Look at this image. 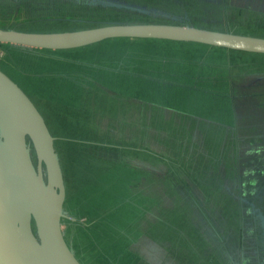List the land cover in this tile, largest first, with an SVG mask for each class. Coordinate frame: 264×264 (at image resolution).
<instances>
[{"label": "trees", "instance_id": "16d2710c", "mask_svg": "<svg viewBox=\"0 0 264 264\" xmlns=\"http://www.w3.org/2000/svg\"><path fill=\"white\" fill-rule=\"evenodd\" d=\"M55 1L57 2V0ZM73 1L79 5L82 14L87 13L88 8L82 4L93 5L94 3H99L104 7L110 6L114 9L134 12V14L143 15L145 12L154 11V13L159 12L168 15L167 19L163 21L140 20L139 17L141 15H137L139 17L136 19L117 20V23L163 22L204 27L205 23L196 25L192 20L195 18L214 19L225 25V27L221 29L216 28V30L240 34L243 32L235 30V26H239L237 23H251L256 27H264V0H241L239 2H236V0H153V3H156V1L178 3L184 8L182 13L178 14L165 13L159 10L160 7H152L151 3L145 5L137 0ZM83 18L85 17L81 19ZM88 18L83 21L90 22L91 20H88ZM91 22L106 24L110 21L95 19ZM210 28L212 27L210 26ZM258 36L264 37V34H259ZM184 43L191 44L189 42ZM8 46H14L15 48L17 45L0 43V49H6V54L4 51L0 55V67L4 70L6 68L5 64H9V56L12 53V49L7 50ZM122 48H125V46ZM88 50L92 51L93 49ZM38 51L48 52L52 50L18 46L19 73L22 72L21 69L36 70L33 60L26 62L25 66L22 65L20 55L22 53L24 55H32L31 53H33L34 55L43 56ZM226 51L228 53H243L230 49H226ZM60 52H63V50ZM69 55L76 58L80 56L87 57L89 54L84 53L78 56L72 51ZM261 56L263 57L264 54ZM226 59L229 60L230 57L228 56ZM88 62L90 61L78 63L81 71L87 70L86 66ZM73 63L77 62L70 64ZM226 64L227 66L224 64L222 66H224V70H229L220 78L223 80L224 88L228 91L230 90L229 101L232 102V105L225 110L232 113V129L236 127L240 132V135H235L232 138V141H238V147L228 149L229 145L225 144L229 138L228 135H226L224 145L221 146L210 139L212 132L208 127L214 121L208 115V112L200 111L193 106L182 107L183 104L172 106L161 104V106L156 107L155 103H151L143 111L145 115L146 112L150 113L145 119L143 112L134 110V105L138 109L140 101H131L130 113L134 119L131 116H128L126 120L122 116H115L113 125L109 127L105 125L106 129L92 130L85 134L93 137V139H73L88 143H92L89 140L102 143L103 146L97 148L95 155L98 158L95 161L99 166L102 163L101 161H105L106 159H117L115 163L117 166L111 172V175L116 180L115 183L118 180V184L122 185V192H115L113 195V201L109 205L112 208L100 214L97 213V208L108 205H105L104 202L98 203L95 196L98 198L99 194L103 192V188L100 187L104 186H99L97 189L98 194L94 193L92 196L97 202H91L94 206L98 204H101V206L94 209L87 206L86 208L88 209L83 210L79 207V198L81 195L86 196V187L83 184L80 185L76 200L68 194V187L67 196L64 201L65 208L68 204L69 208L77 211L73 207V202L77 201V203L75 202V206L88 216V224L81 225L77 222L80 214L76 212L74 216L77 218H73L71 215L72 219H69L71 222L66 221L67 228H64V237L79 261L85 263L79 258L83 257V250L85 254L90 253L91 257L99 259L103 264H136V262L141 261V264H192L189 257L195 256L196 250L193 244L196 243L194 235L198 229V234L205 233L215 243L216 239L220 240L221 245L226 243L225 252L222 254L215 247V253L212 257H227L230 263L233 264L229 258V252L238 254V256L241 255L245 232L247 233L249 230L248 233L250 235L248 237H254L259 241L264 239L262 234L263 229L260 225V217L264 218V177L260 181L258 175H255L260 161L262 164L260 170L264 171V101H252L254 95L248 92L251 86L264 85V73L258 66L253 64H249L251 66H247L248 68L244 64L239 65V67H234L233 70L230 61ZM254 66L258 70H255ZM243 67L245 68L243 69ZM205 73L203 70L200 72L198 67H194V72L191 73L190 79L195 81L201 77L203 82H207L215 76L211 72ZM22 74L24 73L22 72ZM35 82L37 85L47 84L44 81L35 80ZM168 83L173 84L170 81ZM217 108L221 110L222 105ZM72 119L76 121L75 117ZM79 119L80 117L77 118V121ZM144 119L145 121H149L151 125L149 139L151 146L150 155L155 157V164H152L149 168L151 176L147 181L150 183H164L163 186L166 194V205L164 208L172 204L171 208H182L187 227H182L177 223L159 227L158 222L152 223V221L148 222L149 226L147 228L143 226L146 225L144 222L147 220L144 219V215L147 214L148 218H150L151 208L155 207L160 202L159 199H162L164 196L161 187H156V189H161L162 193L147 192L145 195L144 189L141 191L138 188V185L143 181L139 179L133 182L130 181L131 177L137 175L140 169L144 170L142 166L128 164L129 158L126 155L128 148H137L138 144H143L141 134H143L142 131L144 130H141L140 126ZM130 124L132 128H130ZM174 126H177V128H174ZM183 126L186 127L184 130ZM215 128H220V125L217 123ZM244 129H247L246 133L243 132ZM52 136L54 135L52 134ZM250 142L252 145H257L258 149L247 150L246 146L251 145ZM94 150L91 152H94ZM122 150H125L123 152L125 156L120 154ZM232 159L233 162L231 161ZM59 162H61L60 157ZM63 163L65 162L63 161ZM183 172L184 174H182ZM224 176H229L231 179L226 180ZM248 186L250 187V192L244 194V189ZM151 187L154 189V185ZM143 195L147 197L144 207L146 209H143V205L140 203ZM245 198L247 199L243 200ZM90 200L86 196V199H83L81 202L88 203ZM247 200L250 202V215L242 208L247 206ZM134 208L141 210V212L131 214L129 210ZM235 209L238 210V213H242V224L239 227V234L237 236L230 231V218L225 222L228 223L227 225L223 222V224L217 227V223H222L225 219L224 214L232 213ZM99 215L103 216L99 220L93 221L92 218ZM172 218L176 222L178 214H173ZM226 228L225 235L224 230ZM181 229H184V232ZM226 236L229 240L227 242L225 241ZM213 245L215 244L213 243ZM217 245H219L218 242ZM255 247L258 249L255 254H261L264 257V243L261 241V244H256ZM102 257H117L119 263L116 260L111 262L100 259ZM260 264H264V262Z\"/></svg>", "mask_w": 264, "mask_h": 264}, {"label": "rangeland", "instance_id": "374dc122", "mask_svg": "<svg viewBox=\"0 0 264 264\" xmlns=\"http://www.w3.org/2000/svg\"><path fill=\"white\" fill-rule=\"evenodd\" d=\"M84 1L86 2V0H83V2ZM137 1L145 5L151 3L152 7H160L159 10L165 13L178 14L182 13L184 9L183 6L178 3L164 1H156V3H153V0ZM239 1L241 0H236V2ZM82 5L88 7L87 13L82 14L79 5L73 0H57V2L55 0H0V27L32 32H62L85 29L96 26V24H101V22H91L95 19L116 22L117 20H133L139 17L137 15H141L121 9H114L110 6L104 7L99 3ZM167 16V14L148 11L139 18L145 21H163L167 19ZM78 17L85 18L81 19ZM86 18L91 21H83ZM192 21L196 25L205 23L204 28H210L211 26L213 29H221L225 27V25L214 19L206 20L195 18ZM237 24L239 26L236 25L235 30L242 31V34L251 36L264 34V27H256L251 23ZM123 46H125V48H122ZM15 48L14 46L7 47V50L12 49L11 56H9L10 61L9 64H5V70L0 67L1 70L9 76L34 103L42 115L49 131L52 134L56 133L58 136L61 135L65 138L66 146L70 147L68 148V154L71 155L73 161H70L71 165H66L63 163V161H65L64 157H67L64 156L61 147L63 141L54 140L56 151L60 152V154L62 153L61 156L63 157V161L61 160L60 164L65 184V199L69 187L68 194L73 196L76 200L78 198L80 185L83 184L86 187L85 194L91 200L88 203H83L81 201L86 199V196L81 195L79 198V207L82 208V210L88 209L86 208L87 206H90L92 209L100 207L101 204L94 206L91 203L96 201V198L98 203L104 202L105 205H108L97 208L98 214L107 212L112 208V206L109 205H111L110 203L113 201L114 193L122 192V185L118 184V180L117 183H115L116 180L113 178V175H111V172L117 166L115 164L117 159H106L105 161H101L103 164L101 163L99 166L96 161L94 165H91L90 160L86 158H84L85 160H80L81 150L78 147L72 146L78 143L79 140H73L76 142H72V140L66 138L67 136L73 139H93V137L84 134L96 130L95 127L98 126H102L104 127L103 129H106L105 125L108 127L113 125L115 116H122V118L126 120L130 115L131 101H140L138 109H136L134 105V110L140 112L146 110L148 104L151 103H155L156 107L161 106V104H168L170 106L183 104L182 107L193 106L205 112L211 109L213 118L216 120L217 118H215V115L217 111L223 114V106L230 108L232 105V102L229 101L230 90L228 91L224 88L225 85L220 78L229 70H224L223 64L227 66L226 63L230 61V63H232V70L236 66L239 67V65L244 64L245 67L248 68L247 66H251L249 64H253L258 66L264 73V56H261L263 54L250 52L228 53L224 48L210 47L197 43L183 44V42L180 41L165 39L112 38L79 48L65 49L63 50L64 53L60 52L61 50L59 52H54L55 50L48 52L38 51V53L43 56L34 55L33 53H31L32 55H24V53H22L20 55L22 65L25 66L26 62L29 60L31 62L33 60L35 63L34 68L36 69H21L24 73L22 74V72H18V46ZM88 49L93 50L90 51ZM4 51L6 54V49H0V55L3 54ZM72 51L78 56L84 53L89 55L87 57L80 56L73 58L69 55ZM252 55L260 56L253 57ZM228 56L230 57L229 60L226 59ZM87 60L90 61L87 63V70L81 71V67H79L78 63H83ZM72 62L77 63L70 64ZM194 67H198L200 72H202V70L206 72L205 74L211 72L215 76L207 82H203L201 77H199L198 80L192 81L190 75L194 72ZM245 67H243V69ZM254 69L258 70L255 66ZM35 80L44 81L47 82V84L37 85ZM169 81L173 82V84L168 83ZM248 92L254 95L252 101H264V85L251 86ZM221 105L222 108L219 110L217 107ZM148 115H150V113L146 112V116ZM74 117L76 121L72 119ZM78 117H80L79 121H77ZM212 125L216 126L217 123L213 122ZM130 128H132L131 124ZM174 128H177V126H174ZM184 128L186 127L183 126V130ZM246 130L247 129H244L243 132L246 133ZM235 135H240L237 128L235 133L232 134V138ZM89 142L92 143L81 146L89 149L87 151L95 149L94 154L97 153V148L103 146L102 143L95 142L94 140H89ZM124 151L125 150H122L120 152L122 156H125L123 153ZM30 153L35 163L36 158L32 148ZM231 161L233 162V159ZM78 162L81 164L79 167L76 166ZM259 166H262V164ZM149 168L150 167L147 169L149 170ZM149 174L151 176V173ZM182 174H184V172ZM148 177V174H144L143 169H140L139 173L132 176L130 181L133 182L137 179L143 181L138 185V188H140L141 191L144 189L145 195L147 192L160 194L163 190L164 196L162 199H159L161 203L159 202L155 207L153 206L151 208V219L148 218L147 214L144 215V219L147 220L144 222L146 225L143 226L147 228L149 226L148 222L152 221V223L158 222L159 227L175 223L182 227H187L188 225L183 216L182 208H171L173 204L164 208L166 205L164 183H150L147 181V179H149ZM224 178L226 180L231 179L229 176H224ZM152 185H154V189L151 187ZM99 186H104L100 187L103 188V192L99 194L98 198L96 196L95 198L92 197L94 193L98 194L97 189ZM156 187H161L162 190L159 188L156 189ZM145 195L141 197L140 201L143 205V209H146L144 208L147 202V197ZM75 202L77 203V201L73 202V207H75L77 211L69 208L68 204L65 202L67 206L66 208L64 206V209L67 215H72L74 218V213L78 212L77 214H80L79 218L75 217L78 219L77 222L81 225L88 224V216L83 214L82 210H79L78 207L75 206ZM242 208H244L247 214H250L248 213L250 207L244 206ZM129 211L131 214L141 212V210L136 208L130 209ZM176 213L178 214V219L175 222L172 215ZM102 216L103 215H99L92 219L96 221ZM224 218L222 223H217V227L230 218V231L237 236L239 234V227L242 224V213H238V210L235 209L232 213H225ZM62 221L63 229L67 228V222H71L68 218ZM227 224L228 223H225V225ZM181 230L184 232V229ZM226 230L227 228L224 230L225 235ZM248 231L247 233L245 232L242 243L243 261L237 262V264H252L255 262V260L252 259L253 254L249 251L248 247V236L250 235ZM198 232L199 230L197 229L194 235V239L196 240V243L193 244L196 250L195 256L189 257L192 264H231L227 257H212L215 253V247L223 254L225 252L226 243L221 245L218 239H216L215 243L212 238L207 237L205 233L198 234ZM225 241H229L227 236L225 237ZM256 241L257 244H261V241ZM217 242L219 245H217ZM213 243L215 245H213ZM82 252L83 257L79 258L85 263L80 261L81 264H103L99 259L91 257L90 253L85 254L83 250ZM100 259L109 260L111 262L116 260V262L119 263L117 257H102ZM260 261L264 262V257H262ZM141 263L142 261L136 262V264Z\"/></svg>", "mask_w": 264, "mask_h": 264}, {"label": "water", "instance_id": "95a60500", "mask_svg": "<svg viewBox=\"0 0 264 264\" xmlns=\"http://www.w3.org/2000/svg\"><path fill=\"white\" fill-rule=\"evenodd\" d=\"M112 38L165 39L264 54V37L180 23L109 22L62 32L0 28V43L52 51ZM215 116L232 128L224 114ZM54 140L34 103L0 69V264H81L62 228V220L72 217L64 209L65 184ZM232 142L228 149L238 147L237 140ZM246 148L258 149L252 144ZM259 165L255 175L261 181L264 171ZM248 192L249 186L244 194ZM260 225L264 237L262 217Z\"/></svg>", "mask_w": 264, "mask_h": 264}, {"label": "crops", "instance_id": "0c3cea01", "mask_svg": "<svg viewBox=\"0 0 264 264\" xmlns=\"http://www.w3.org/2000/svg\"><path fill=\"white\" fill-rule=\"evenodd\" d=\"M226 108L227 107L223 106V110H224L223 114L231 120L232 113L229 112V111H226L225 110ZM143 115H144V118L146 119V115H145L144 112H143ZM208 115L213 119L214 122H216V123H218L220 125V128L216 129L215 126H213L212 122H211V125L208 127L211 130V132H212L210 134V139H212L213 141L217 142L218 145L221 146V145H224V141L226 140V135H228L229 138H228V140L226 141L225 144L231 143L232 134L234 133L233 129L232 128L227 129L224 126V124H222L221 122L216 121L213 118V113H212L211 109L208 110ZM130 116H131L132 119H134L133 116L131 115V113H130L129 117ZM145 119L142 120L143 122H141V126H140L141 130H144V131H142L143 134H141L142 135L141 139L143 140V144H138L137 148H133V149L128 148L126 150V155L129 158L128 164H130V165L133 164V165H138V166L144 167L143 173L144 174H148V176H149L148 178H150V174H149L150 172H149V170L147 168L150 167L152 164H155V161H154L155 157H152L150 155L151 146L149 144V139H150V135H151L150 134L151 125H150L149 121H145ZM95 128H96V130H99V129H102L104 127L98 126V127H95ZM69 133H71V132H69ZM53 135L56 136L55 139L63 141L61 147H62L64 156H67V157H64V159H65L64 162L67 165H71L70 161L71 160L73 161V158L71 157L70 154H68V148H70V147L66 146V144H65V142H66L65 140L66 139L63 138L61 135L58 136L56 133H54ZM66 138L72 140V142H76V141H73V138H69L68 136ZM85 144H89V143L88 142H82V141L79 140L78 143H75L72 146L78 147L81 150L80 151L81 152L80 160L86 158L87 160H90L91 165H94V162H95L96 158H98V157L94 154V152L87 151L89 149L81 146V145H85ZM87 146H89V145H87ZM58 154H59L60 159L63 161V157L61 156L62 153L60 154V152H58ZM76 166L79 167V166H81V164L78 162Z\"/></svg>", "mask_w": 264, "mask_h": 264}, {"label": "flooded vegetation", "instance_id": "af4514ba", "mask_svg": "<svg viewBox=\"0 0 264 264\" xmlns=\"http://www.w3.org/2000/svg\"><path fill=\"white\" fill-rule=\"evenodd\" d=\"M0 28H2V27H0ZM4 29H6V28H4ZM16 30H18V29H16ZM32 160H33V158H32ZM248 239H249V246H248L249 247V251L253 254L252 259L255 260V262L252 263V264H260L261 263L260 260L262 259V256H261V254H259V255L255 254L256 251L258 250L255 247L256 244H257V241H256L257 239H255L254 237H248ZM261 241L264 242V239H262ZM228 252H229V250H228ZM229 255H230V259L232 260L233 264H237V262H242L243 261L242 252H241L240 256H238V254H232L230 252H229ZM241 259H242V261H241Z\"/></svg>", "mask_w": 264, "mask_h": 264}]
</instances>
